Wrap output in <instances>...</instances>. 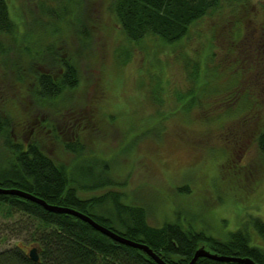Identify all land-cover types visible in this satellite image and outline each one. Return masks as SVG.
Instances as JSON below:
<instances>
[{"label": "rangeland", "instance_id": "374dc122", "mask_svg": "<svg viewBox=\"0 0 264 264\" xmlns=\"http://www.w3.org/2000/svg\"><path fill=\"white\" fill-rule=\"evenodd\" d=\"M68 1L90 10L93 22L45 28L44 7L53 2L8 0L11 18L26 29L17 41L2 39L0 112L11 121L9 137L38 142L79 197L99 200L89 211L98 218L118 223L116 196L142 206L152 226L219 240L248 216L264 221V0H220L175 44L128 42L111 0ZM62 57L78 71L77 88L37 100L28 67L54 75ZM17 66L27 69L22 80ZM5 140L0 135V177L10 165ZM69 141L79 150L66 149ZM33 228L27 216L0 209V251L35 247ZM251 238L264 246L253 229Z\"/></svg>", "mask_w": 264, "mask_h": 264}, {"label": "trees", "instance_id": "16d2710c", "mask_svg": "<svg viewBox=\"0 0 264 264\" xmlns=\"http://www.w3.org/2000/svg\"><path fill=\"white\" fill-rule=\"evenodd\" d=\"M47 1L53 3L44 7L47 23H42L45 28L53 25L57 30L58 24L68 25L75 21L83 27L85 22L89 24L92 20L88 16L91 14L90 10H73L68 0ZM219 1L111 0L109 7L128 42L139 43L146 38H153L164 44H175L188 35L193 25L216 11ZM25 33L26 29L23 33L20 32L18 24L11 18L8 0H0V57L5 52L2 39L17 41ZM231 35L237 37L239 33L232 31ZM45 48L46 43H43L42 49ZM40 55L39 52L38 56ZM59 62L58 71L54 75L45 68L40 71L32 68V65L28 67L35 78L33 83L37 100H52L64 89L72 91L77 88L78 71L73 62L63 57L59 58ZM41 63L46 64L44 61ZM17 68L22 80L27 69L20 66ZM51 128L54 131L55 125L52 123ZM10 129V119L0 112V135H6L5 147L10 153V165L2 170L0 187L18 188L49 204L81 211L120 235L146 244L167 264H188L199 247L218 255L249 258L255 264H264V246L252 244L251 238L253 229L264 242V221L260 217L248 216L224 240L206 236L203 232L186 231L176 224L152 226L148 223L147 212L142 206L119 202L116 196H112V201L115 221L118 223L114 219L98 218L89 211L99 200L79 197L77 187L71 184L62 165L45 153L38 142L23 144L20 140L10 138ZM63 144L68 150L80 148L78 141ZM258 144L264 154V132L260 133ZM104 185H109L107 180L100 181L91 188ZM2 208L5 213H20L32 220L34 228L30 231V238L36 245L38 261L29 257L30 249L25 250L19 244H14L0 251V264H156L143 250L116 242L73 215L51 212L35 202L8 194H0V209ZM195 264L241 263L200 257Z\"/></svg>", "mask_w": 264, "mask_h": 264}, {"label": "water", "instance_id": "95a60500", "mask_svg": "<svg viewBox=\"0 0 264 264\" xmlns=\"http://www.w3.org/2000/svg\"><path fill=\"white\" fill-rule=\"evenodd\" d=\"M0 194H8V195H16L21 198L30 200L32 202H35L39 205H41L44 209L51 211V212H59V213H65L69 215H73L85 222H87L89 225H91L94 229L101 232L102 234L106 235L107 237L111 238L112 240L129 245L131 247H135L138 249L143 250L156 264H167L165 261L161 259L156 253L152 251L151 248H149L146 244H143L141 242L133 241L131 239H128L124 237L123 235H120L119 233L115 232L114 230L100 224L96 220H94L91 216L75 210L73 208L60 206L57 204H49L44 199L30 193L27 191H23L18 188H3L0 187ZM36 247H33L29 250L28 255L33 261H38V255H37ZM200 257H206L209 259H213L216 261H229V262H236L241 264H255L251 259L249 258H240V257H234V256H222L215 253H212L208 250H206L204 247H199L195 250L192 258L188 262V264H195L198 258Z\"/></svg>", "mask_w": 264, "mask_h": 264}]
</instances>
